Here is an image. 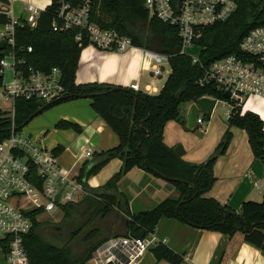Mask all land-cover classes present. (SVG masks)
Masks as SVG:
<instances>
[{
	"label": "trees",
	"instance_id": "1",
	"mask_svg": "<svg viewBox=\"0 0 264 264\" xmlns=\"http://www.w3.org/2000/svg\"><path fill=\"white\" fill-rule=\"evenodd\" d=\"M60 1L51 0L47 9L40 13L35 28L17 27L13 46L0 39V61L11 53L17 62L15 69L23 73L29 67L45 73L58 68L69 98L41 107L46 105L50 109V106L66 101L89 98L92 110L118 138V144L95 154L92 161L80 167L79 181L86 194L78 203L62 206L59 223L49 225L33 220L32 229L23 237L28 264H86L103 242L119 236L145 238L154 231L161 218L175 219L197 230L222 233L230 238L241 233L244 243L260 250L264 256V194L261 202L242 203L238 213L205 197L215 181L216 157L212 156L200 165L182 161L181 156L164 144L163 136L167 122L185 124L181 119L182 106L203 96L220 95L215 87L198 86L197 79L202 75L199 64L207 67L216 59L237 53L245 34L264 24V0H238V6L228 20L204 29L203 37L198 41L202 49L196 64L190 56L180 53L177 29L150 17L143 0H91L89 19L92 23L131 39L134 47L169 56L170 73L155 95L100 83L76 86L74 79L79 55L88 44L87 41L81 45L76 42L78 29L53 31L52 22L59 23L56 14ZM67 1L76 7L82 0ZM0 2L6 3V0ZM7 19L5 14H0V25ZM28 48L31 52H27ZM2 82L0 74V86ZM41 107L36 99H16V131L28 125ZM9 114L0 109V142L10 132ZM231 126L247 135L253 156L260 160L264 155V133L259 117L251 112L231 117L218 146L221 153L225 152L231 137ZM56 127L80 132L77 125L69 122L60 121ZM63 151L57 146L54 154L60 155ZM115 159L122 162L117 174L101 187L90 188L87 180ZM134 168L162 179L170 190L176 191L177 197H168L150 211L132 214L118 183ZM46 231L49 232L47 236ZM151 252L157 262L184 263L182 255L163 245H157Z\"/></svg>",
	"mask_w": 264,
	"mask_h": 264
},
{
	"label": "built area",
	"instance_id": "2",
	"mask_svg": "<svg viewBox=\"0 0 264 264\" xmlns=\"http://www.w3.org/2000/svg\"><path fill=\"white\" fill-rule=\"evenodd\" d=\"M13 1L0 3V14L8 17L6 23L1 25L0 39H5L12 46L15 29L24 26L35 28L42 12L32 4H26L23 18L9 16V5ZM237 1L143 0V5L150 17L177 29L180 53L188 55L187 48L197 45L199 50L202 49L198 41L203 37V30L228 20L238 6ZM90 3L91 0H82L74 7L67 0H61L56 14L59 23L52 22L53 31L78 29L76 42L81 45L87 41L96 50L124 53L135 48L141 57L142 69L151 73L152 80L161 79L165 73L163 66L168 64L169 56L134 47L131 39L115 30L103 29L92 23L89 19ZM65 9L68 11L63 15ZM27 52H31V48ZM190 57L193 63L199 62V53ZM7 59H11V62ZM16 64L11 53L3 56L0 61L1 76L4 78L5 69H10L12 75L11 82L5 83L3 79L0 86V100L11 104L10 132L0 142V251L8 264H28L23 237L32 229L33 220L45 222L47 216L57 212L53 215V222L59 223L62 206L78 203L86 192L83 183L79 181V172L61 166L60 156L54 154L57 146L48 149L43 135H25L22 131H16L14 125L16 99H36L42 105L66 97L62 74L58 68H51L45 73L34 67H29L23 73L15 69ZM199 66L202 75L197 79L198 86L215 87L220 94L218 97L203 96L215 102L208 119L214 114L218 104L225 110L227 123L235 114L244 115L242 109L248 99H264V24L245 34L237 53L216 59L207 67L201 64ZM128 88L147 95L156 91L151 82L144 91L137 82L131 83ZM196 125L198 131L205 132L207 125L201 113ZM261 132L264 133L263 123ZM86 155L90 156L88 152ZM260 162L264 170V155ZM255 188L264 189V173L263 179L256 182ZM159 244L153 232L145 238L114 237L103 242L94 251L92 260L94 264H139L147 251Z\"/></svg>",
	"mask_w": 264,
	"mask_h": 264
},
{
	"label": "crops",
	"instance_id": "3",
	"mask_svg": "<svg viewBox=\"0 0 264 264\" xmlns=\"http://www.w3.org/2000/svg\"><path fill=\"white\" fill-rule=\"evenodd\" d=\"M26 3L21 1L22 12L19 11L18 15L13 14L9 7V16L23 18V8ZM32 5L36 7L34 4ZM1 31L2 26L0 25ZM79 57L74 79L76 86L100 83L129 89L131 83L137 82L144 91L151 82L156 91L149 94H158L162 89L163 85L158 88V81L152 80L151 73L142 69L141 57L135 48L124 53H111L96 50L88 45L81 50ZM69 102L72 112L63 116L62 121L74 123L79 127L80 132L75 139H77L76 143L80 141L79 145L81 146L77 148L74 144L73 149L71 147L63 149L64 151L59 156L60 164L64 169H72L77 173L85 162L93 160L95 154L116 147L118 138L114 136L106 123L96 116L90 106L89 98ZM190 105L191 103L186 104L183 114H181V118L185 121L184 125L174 121L166 123L163 131L164 144L172 149L180 146L183 151L182 161L200 165L215 156L213 155L215 154L214 150L221 135L217 134V138L214 137L210 140L207 138L198 140L188 133L187 131L190 130L186 128L185 117ZM206 128L204 133L208 131V125ZM235 149L217 155L213 167L215 181L205 197L219 201L222 205H226L238 213L242 203L256 200L251 196L253 186L255 187L256 184L253 179L254 173L258 170V159H255L247 143L245 147L242 145ZM87 152L90 156L86 155ZM121 164L119 159L111 160L101 168L97 175L87 180L88 186L90 188L101 187L117 174ZM118 187L128 200L132 214L150 211L168 197L177 196L176 191L170 190L162 179L138 168L127 173L119 181ZM153 235L156 236L160 245L182 255L183 264H264V256L261 251L244 243L241 233L230 238L222 233L197 230L175 219L161 218ZM153 248L147 251L139 264H167L155 260L151 252ZM0 264H8L1 251Z\"/></svg>",
	"mask_w": 264,
	"mask_h": 264
},
{
	"label": "rangeland",
	"instance_id": "4",
	"mask_svg": "<svg viewBox=\"0 0 264 264\" xmlns=\"http://www.w3.org/2000/svg\"><path fill=\"white\" fill-rule=\"evenodd\" d=\"M21 1L27 2L26 4H34L37 8L45 10L47 9V6L50 5L51 0H14V2H11L10 9L13 14L18 15V12L21 11ZM1 3V2H0ZM24 14V13H23ZM199 46H194L193 48H187L186 53L190 56H196L198 55ZM8 62H11V59H7ZM164 76L162 79L157 80V87L160 88L164 81L167 78V75L169 74V66L168 64H164ZM4 82L9 83L12 80L11 70L5 69L4 73ZM70 102L66 101V103H61L57 105L50 106V109H47L43 111L42 113L36 115L33 117V119L26 125L21 131L25 135H30L32 137L35 136H41L43 135L45 140V145L48 149H51L54 146H61L64 150L68 147L74 148V144L77 146V148L81 145H79V142L76 143L77 139L76 135L78 133L73 130L72 128L62 129L57 128L56 125L58 122L62 121V117L66 116V114H70L72 112L71 106H69ZM10 102L6 103L4 101L0 100V109L5 112H10ZM185 105L182 106L180 113L183 114ZM247 111H251L253 114H255L257 117H259L260 121L264 125V99L263 100H255L253 98H250L247 100V102L244 104L242 113H246ZM225 110L222 107V105L218 104L214 110V114L208 119V116L201 113L202 118L205 120V124L208 125V131L206 133L200 132L197 129L193 131H187L192 136L196 137V139H205L210 140L214 137L217 138L218 135H221L218 139V145L215 147V157L217 155L219 156L222 152L220 148H218L220 142L222 141V137L224 132L227 130V119L224 117ZM182 119V118H181ZM184 120V119H183ZM173 122V121H172ZM177 123L176 121H174ZM74 124V123H73ZM207 129V128H206ZM221 133V134H219ZM218 134V135H217ZM229 134H231V137L228 141L226 152L228 150H236L235 148L241 147L242 145H246L247 143V135L244 134V132L234 126H231L229 129ZM82 142V141H81ZM233 146V147H232ZM256 159V158H255ZM258 170L256 173H254V181L259 182L261 179H263V166H261V162L257 160ZM253 193L252 198L256 199L255 202H261L262 196L264 194V189L257 190L253 186ZM177 194V193H176ZM171 198H175L174 195L170 196ZM177 197V196H176ZM57 212H53V214L47 216L45 218V222L49 225H53V215H56ZM53 217V218H52ZM48 231L45 232V235H48ZM86 264H94L92 258L87 261Z\"/></svg>",
	"mask_w": 264,
	"mask_h": 264
},
{
	"label": "water",
	"instance_id": "5",
	"mask_svg": "<svg viewBox=\"0 0 264 264\" xmlns=\"http://www.w3.org/2000/svg\"><path fill=\"white\" fill-rule=\"evenodd\" d=\"M68 11V9H65L63 15L66 14V12ZM69 97H65L63 98L64 100L68 99ZM52 102H57V101H52ZM38 105L41 107V102H38ZM214 105H215V102L208 99V98H205V97H201V98H198V100L194 101L193 103H191L188 111H187V114H186V128L190 131H193L195 129L198 128V126L196 125V121H197V118H198V115L200 113H203L204 115L206 116H210L211 115V112L214 108ZM47 110V107L46 105L45 106H42L36 113H35V116L42 113L43 111ZM32 120V118L30 119ZM174 152L177 153L179 156H182L183 155V151H182V148L180 146H176L174 147ZM59 198V195L56 197V200H58Z\"/></svg>",
	"mask_w": 264,
	"mask_h": 264
}]
</instances>
